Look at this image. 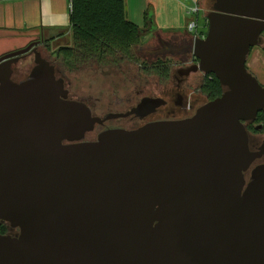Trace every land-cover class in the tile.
Returning <instances> with one entry per match:
<instances>
[{"label":"water","instance_id":"water-1","mask_svg":"<svg viewBox=\"0 0 264 264\" xmlns=\"http://www.w3.org/2000/svg\"><path fill=\"white\" fill-rule=\"evenodd\" d=\"M205 18L203 37L172 39L189 36L192 72L213 75L221 95L189 118L92 142L95 125L123 115L102 120L68 99L36 42L0 58V264H264V167L248 175L245 129L264 110L246 68L264 0H215ZM140 31L152 38L136 54L170 45ZM30 50L36 66L12 82L9 65Z\"/></svg>","mask_w":264,"mask_h":264},{"label":"flooded vegetation","instance_id":"flooded-vegetation-1","mask_svg":"<svg viewBox=\"0 0 264 264\" xmlns=\"http://www.w3.org/2000/svg\"><path fill=\"white\" fill-rule=\"evenodd\" d=\"M205 1L206 0H204V3H206ZM214 3L215 0H213L212 3L208 5L210 6L209 9L210 11L212 10ZM200 36L203 37L204 35L202 34ZM41 42H42L41 44L38 43L35 46L36 51L39 53L40 57L43 60L48 62L49 65H51L54 68V73L56 78L63 79L64 74L62 70L58 69L59 67L62 68L63 65L60 64V61L56 55V51L58 48H60V46L59 45L54 46V44H51V42H49L50 44L47 43L46 41H41ZM159 45L161 46H158L153 50L145 52V56H148L149 58L148 59L149 61L147 63H154L157 62L158 60H161L163 62L161 64V67L163 68V66H166L170 69V76L166 81H162L157 77H153L155 79L154 83L160 89L158 91V94H156L154 98H150V99L159 100L160 103H158V105L154 106L153 108H148L147 105H144L142 103L144 99H146V97L140 99L136 104L135 103L133 104L132 100L127 98L125 105L128 106V110L125 113H107L101 116H96L94 115L92 108L87 105L86 100L80 99L79 101L84 102L89 107L93 117H98L104 120V118L111 115H123L122 117L105 120L102 122V124L95 125L91 132L85 134L84 139L82 141L84 142L95 141L100 133L107 130L125 129L123 126L112 125V124L110 125V122H113L115 120L128 119L129 121L138 123V125L130 129L133 130L151 122L173 121V120H182L189 118L195 113V111L200 106L206 103V101L205 103H201V104L199 103L202 97H204L206 100L205 95H203L200 92V89L203 87V85H205L207 80L211 81V78L209 77L210 75H205L200 71L192 72L194 65L197 64L198 61L192 56V53L189 50V46H190L189 36L185 35L184 37H181L178 40L172 39L170 45L167 43L165 47H163V45L165 44H159ZM51 47L53 48V51H51ZM171 57L173 58L178 57V63H181V65L169 63L168 61L172 60ZM14 59L16 60L9 65V69L11 72L10 79L12 82L20 83L28 79L33 68L36 66L35 53L30 50L27 53H23L19 56L14 57ZM10 60H12V58ZM30 64H32L31 65L32 67H30ZM136 66L138 67L137 74L134 75V77L137 80L141 81L142 77H145V75H142L139 66L138 65ZM141 68L144 69L145 66H142ZM4 70H5L4 66L1 65L0 81L2 75L5 72ZM24 73L25 74L27 73L26 78L19 79V76L24 75ZM197 78H199L198 83H196ZM65 84L66 85L64 87L69 93V85L68 83ZM137 93L138 91L135 90L136 96H138ZM68 99L70 98L68 97ZM261 113H264V110ZM262 120H264V116L262 117ZM96 127H97V131H96L97 134L95 138L85 140L86 135L94 132ZM245 129L248 134V148L250 152L255 153L257 156V158L254 160V162L252 163V165L248 170V175H249L253 170L264 167V124L262 121L258 122L256 116V118L253 121L245 123ZM7 233H8V228L6 226V232L4 234Z\"/></svg>","mask_w":264,"mask_h":264},{"label":"rangeland","instance_id":"rangeland-1","mask_svg":"<svg viewBox=\"0 0 264 264\" xmlns=\"http://www.w3.org/2000/svg\"><path fill=\"white\" fill-rule=\"evenodd\" d=\"M212 1L206 0V3L203 1L201 4L202 11L198 13V16L188 12L187 6L190 4H181L178 0H126V5L130 11L132 23L138 25L141 30H147L151 26L153 28L152 32H154L156 37L161 34L160 36L163 40L166 39L171 43L172 38L175 37L174 35L170 36L171 33H180L181 35L187 33L194 36V32H189L187 28L188 23L195 21L196 17L198 25L197 35L206 34L207 25L205 16L210 11V6L208 5ZM149 22H152V25ZM61 35L63 38L60 37L59 41H55L53 43L54 46L68 44L69 33L64 32ZM141 35L140 44L143 45H146L152 38V33L141 32ZM137 56L146 62L149 61L148 56H145V51L137 52ZM171 58L172 60L168 61L169 63L181 65V63H178V57ZM31 65L30 67H32ZM120 68V71H116L113 68L97 70L95 67L86 66L76 73L69 72L64 66L58 69L62 70L64 74L63 79H59L63 80L64 86L66 85L65 83L69 85L68 97L76 101L80 99L86 100L87 105L92 108L94 115L101 116L107 113H125L128 110V106L125 105L127 98L132 100L133 104H136L144 97L154 98L160 89L154 83L155 79L153 76H141V81L137 80L134 77L137 74L138 67L136 65L124 64ZM26 76L27 73H24V75L19 76V79H25ZM198 79H196V83L199 82ZM259 84L263 86L260 82ZM135 90L138 91V96L135 95ZM205 101V98L202 97L199 103H205ZM111 124L123 126L127 130L138 125V123L129 121L128 119L115 120L110 122ZM96 131L97 127L94 132L86 135L85 140L94 139L97 134Z\"/></svg>","mask_w":264,"mask_h":264},{"label":"trees","instance_id":"trees-1","mask_svg":"<svg viewBox=\"0 0 264 264\" xmlns=\"http://www.w3.org/2000/svg\"><path fill=\"white\" fill-rule=\"evenodd\" d=\"M7 1L14 0H0ZM68 28L69 45L58 48L56 55L69 72L76 73L86 66L120 71L122 65L131 64L138 65L145 76L162 81L170 76V69L166 66L162 68L161 60L147 63L135 53L134 48L143 46L140 44L141 31L127 17L126 0H69ZM142 66L145 68L142 69ZM209 77L211 81L207 80L200 89L206 103L222 93L218 80L213 75ZM263 116L264 113L258 114L257 121L264 124ZM5 230L6 225L0 224V234H4Z\"/></svg>","mask_w":264,"mask_h":264},{"label":"crops","instance_id":"crops-1","mask_svg":"<svg viewBox=\"0 0 264 264\" xmlns=\"http://www.w3.org/2000/svg\"><path fill=\"white\" fill-rule=\"evenodd\" d=\"M203 1L199 0L200 11ZM127 8L126 5V13L128 10L127 16L131 21L130 11ZM68 10L69 0H14L0 2V58L23 50L31 43L37 42V44H41V41L47 42L49 39H53L51 44L59 41L60 37L63 38V36H60L62 33H69ZM173 35L180 36V33H171L170 36ZM69 42L61 46H68ZM263 42L264 32L261 36L260 45L250 50L246 68L264 86Z\"/></svg>","mask_w":264,"mask_h":264},{"label":"built area","instance_id":"built-area-1","mask_svg":"<svg viewBox=\"0 0 264 264\" xmlns=\"http://www.w3.org/2000/svg\"><path fill=\"white\" fill-rule=\"evenodd\" d=\"M179 1L181 4H185V3L190 4L189 6H187L188 12L191 14H196V16H198V13L200 12L199 0H179ZM187 30L189 32H194V37L198 36L197 17L195 21L189 22Z\"/></svg>","mask_w":264,"mask_h":264}]
</instances>
